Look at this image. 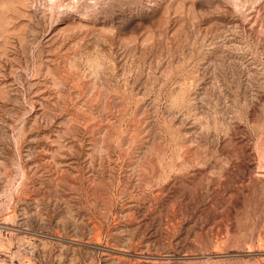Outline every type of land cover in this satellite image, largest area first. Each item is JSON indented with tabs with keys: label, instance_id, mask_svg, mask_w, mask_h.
I'll return each mask as SVG.
<instances>
[{
	"label": "rangeland",
	"instance_id": "374dc122",
	"mask_svg": "<svg viewBox=\"0 0 264 264\" xmlns=\"http://www.w3.org/2000/svg\"><path fill=\"white\" fill-rule=\"evenodd\" d=\"M0 264H264V0H0Z\"/></svg>",
	"mask_w": 264,
	"mask_h": 264
}]
</instances>
